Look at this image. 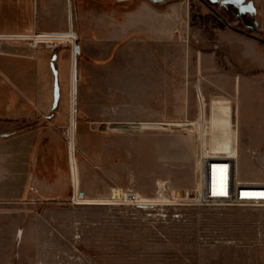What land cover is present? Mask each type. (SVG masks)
Masks as SVG:
<instances>
[{
  "label": "rangeland",
  "instance_id": "374dc122",
  "mask_svg": "<svg viewBox=\"0 0 264 264\" xmlns=\"http://www.w3.org/2000/svg\"><path fill=\"white\" fill-rule=\"evenodd\" d=\"M169 2L167 9L173 36L170 47L159 44V64L163 69L157 109L136 111L124 108L121 101H112L109 107L99 109L109 112L110 120L106 117L81 121L69 130L68 142L74 150L73 172L76 169L74 161L78 171V166L84 168L82 160L86 159L79 147L78 135L85 133L120 142L112 146L110 154L95 152L103 167L90 166L93 171L83 174L80 183L85 192V184L99 187L106 184L109 177L111 189L107 196L85 194L94 201H112L77 206L73 203V186L70 199L63 205L0 199V264H264V209L165 207L160 204L169 195L168 191L164 192L163 185L190 184L197 162L196 138L190 126L184 122L165 123L163 118L167 112L162 107L166 89L164 77H172L173 73L174 81L187 78L178 77L176 72L186 69L182 59L184 48L178 46L185 43L198 53L193 65L190 61L188 65L204 87H215L237 99L240 106L250 104L257 118L246 119L242 133L235 118L233 143L240 152L241 178L264 181V169L251 157L252 151H261L264 159V35L248 14L227 5L224 0ZM151 43L155 42H148L142 48L131 43L114 47L127 54V60L115 61L116 56H112L107 66V61L95 64L104 65L103 68L114 65L110 67L130 69L135 57L137 61L141 57V49L142 57L143 50L147 49L143 70H149ZM148 80L150 78H144ZM238 84L239 96L235 93ZM144 88L150 90V86ZM184 96L177 99V113L184 111ZM136 112L141 114L140 118L124 119ZM90 122L139 123L111 126L113 132L99 134L82 129ZM122 131L127 133H118ZM103 169H110L111 173H103ZM72 179L74 185L73 175ZM183 189L187 188L180 190ZM131 190L143 199H152L153 207L120 204L125 201L126 191ZM162 210L166 218L160 215Z\"/></svg>",
  "mask_w": 264,
  "mask_h": 264
},
{
  "label": "crops",
  "instance_id": "0c3cea01",
  "mask_svg": "<svg viewBox=\"0 0 264 264\" xmlns=\"http://www.w3.org/2000/svg\"><path fill=\"white\" fill-rule=\"evenodd\" d=\"M224 1L248 14L264 35V0ZM169 3V0H0V199L35 205L65 204L73 193V173L74 179L78 173L81 183L83 174L93 171L90 166L103 167L95 152L110 154L112 146L120 143L112 138L78 135L86 159L82 160L84 168L78 166V171L76 167L73 172L68 142L70 127L81 121L106 117L110 120V113L99 109L109 107L112 101H121L124 108L136 111L157 109L163 69L159 64V44L170 47L173 36ZM68 31L74 33L76 44L61 45L56 50L43 47L33 50L22 40L35 34L62 35ZM148 42H155L148 47L149 70H143L147 49L143 50V57L141 49L140 59L137 61L135 57L130 69L95 64L107 61V66L112 56H116L115 61L127 60V54L114 47L131 43L142 48ZM76 45L80 47L78 54ZM189 47L191 60H197L198 53L190 44ZM182 57L186 66L185 50ZM55 70L60 87L57 108H54ZM145 86H150V90L145 91ZM235 93L239 96V84ZM235 101V118L242 133L244 121L257 117L250 104L243 107ZM140 117L136 112L124 119ZM138 123H94L88 129L109 132L111 126ZM103 173L110 174L111 170L103 169ZM110 182L108 177L106 184L99 187L85 184L84 189L91 197H105L110 192Z\"/></svg>",
  "mask_w": 264,
  "mask_h": 264
},
{
  "label": "built area",
  "instance_id": "2783aa9c",
  "mask_svg": "<svg viewBox=\"0 0 264 264\" xmlns=\"http://www.w3.org/2000/svg\"><path fill=\"white\" fill-rule=\"evenodd\" d=\"M23 41L33 50L45 48L55 50L61 45L76 44L74 33L68 31L62 35L35 34L22 38ZM186 51V69L178 73V77H185L174 81L172 77H164V99L162 107L165 123H182L190 126V131L195 135L197 147V162L192 180L188 185H163L164 192H169L167 197L160 203L165 207H220V208H242V209H264V181L242 179L239 172L240 152L233 141V125L235 121L236 106L235 99L227 96L218 90H211L204 87L197 78L194 69H190L193 62L190 58L189 43L181 45ZM175 54V53H174ZM188 65V69H187ZM187 70V71H186ZM170 78V79H169ZM172 78V79H171ZM184 97V111H175L177 99ZM164 110V111H165ZM93 122L85 123V132L99 134L109 133L98 130H89L88 126ZM74 126H72V129ZM113 132V131H110ZM118 133H127L125 131ZM222 143V145H221ZM71 157H74L73 145L69 143ZM227 146L225 149L224 147ZM251 157L255 164L264 169V159L261 151H252ZM75 165L77 167L76 161ZM74 168V167H73ZM74 176V173H73ZM214 176V185H213ZM74 178V177H73ZM74 179L73 203L79 205H93L105 203L100 200L88 198L80 188V180ZM181 187V188H179ZM213 187L215 192H213ZM182 188H187L180 190ZM129 199L119 202L123 206L131 207H153L152 199H143L131 191H126ZM159 204V205H160ZM160 205V206H161ZM167 217L164 210L160 214ZM179 215H176L178 217Z\"/></svg>",
  "mask_w": 264,
  "mask_h": 264
},
{
  "label": "water",
  "instance_id": "95a60500",
  "mask_svg": "<svg viewBox=\"0 0 264 264\" xmlns=\"http://www.w3.org/2000/svg\"><path fill=\"white\" fill-rule=\"evenodd\" d=\"M244 34H246L248 36H251L252 38L261 40L260 38L255 37V36H252V35H249L247 33H244ZM79 52H80V47L78 45H76V47H75V53L78 54ZM54 73H55V93H54L55 94L54 95L55 99H54V108H57L58 103H59V100H60V87H59V83H58V73H57L56 70L54 71ZM5 136H7V135H5Z\"/></svg>",
  "mask_w": 264,
  "mask_h": 264
},
{
  "label": "bare ground",
  "instance_id": "6f19581e",
  "mask_svg": "<svg viewBox=\"0 0 264 264\" xmlns=\"http://www.w3.org/2000/svg\"><path fill=\"white\" fill-rule=\"evenodd\" d=\"M213 185H214V176H213ZM213 192H215V188L213 187ZM129 199L128 195H125L124 200L127 201Z\"/></svg>",
  "mask_w": 264,
  "mask_h": 264
}]
</instances>
